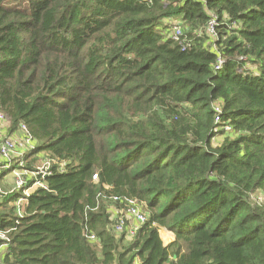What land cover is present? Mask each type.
Instances as JSON below:
<instances>
[{
  "label": "trees",
  "instance_id": "obj_1",
  "mask_svg": "<svg viewBox=\"0 0 264 264\" xmlns=\"http://www.w3.org/2000/svg\"><path fill=\"white\" fill-rule=\"evenodd\" d=\"M0 113L1 264H264V0H0Z\"/></svg>",
  "mask_w": 264,
  "mask_h": 264
},
{
  "label": "built area",
  "instance_id": "obj_2",
  "mask_svg": "<svg viewBox=\"0 0 264 264\" xmlns=\"http://www.w3.org/2000/svg\"><path fill=\"white\" fill-rule=\"evenodd\" d=\"M215 22L216 21L214 20V18H212L208 24L207 34L211 38L216 37V33L214 30ZM180 34H181V26H179V24L172 26V30L170 33L171 39L173 41L177 42ZM214 110L217 114L215 117V122L219 123L220 109L218 106H215ZM7 121L8 120H7L6 116L4 114L0 113V123L4 124ZM221 129L225 135L231 133V128L228 125H224ZM19 130L22 132V134L24 136V141L26 143L27 152L31 151L33 149V144H31V140L27 136L26 128L24 126H21V128ZM13 141L14 140L11 138H7V139H4L3 141H0V160L2 162L8 163V162H10L11 159L18 157V156H22L21 154L19 155L17 153V149L14 146ZM15 172H17V173H15ZM39 172H40V174H42L44 176L49 174L48 173L49 172L48 171V165L45 164V166L43 168L39 169ZM11 174L17 179V182H16L17 189L22 186V181H21L22 175H29L30 177H35L36 175H39L37 172L28 173L25 170L23 171V170H19V169L14 170ZM96 180H97V176L94 175L92 177V181H96ZM35 186L45 187L44 184L41 182H36L34 187ZM26 194H27V192H26ZM114 200H117V199L115 198ZM255 200L260 202L262 199H261V197H256ZM20 201L21 200H19L18 203H20ZM125 215L127 216V218L131 219V224H132V226L130 228H128L125 232H126L127 236L134 237L136 232L140 228V226L146 222L147 216L144 212H142L138 208V206L136 205V203L134 201H126ZM112 222H113V220H112ZM111 227H112L111 229L113 232H115L117 234L123 233L124 229H125V219L124 220L118 219L117 221H115V223H112ZM89 239L91 241L95 240L93 236H90ZM1 262H2V256L0 254V264H1ZM134 264H139V259H136Z\"/></svg>",
  "mask_w": 264,
  "mask_h": 264
},
{
  "label": "rangeland",
  "instance_id": "obj_3",
  "mask_svg": "<svg viewBox=\"0 0 264 264\" xmlns=\"http://www.w3.org/2000/svg\"><path fill=\"white\" fill-rule=\"evenodd\" d=\"M9 129H10V126H9V123L8 121L5 122L4 124H1L0 123V141H3L4 139H7V138H11L13 139V144L14 146L16 147L17 149V153L20 155L22 154H26L28 153L27 152V147H26V143L24 141V136L22 134V132L20 130H17L16 132L19 131V133H14L13 134H9ZM7 137V138H6ZM222 138L220 137H217L213 140V143H219L221 141ZM23 151V152H22ZM30 152V151H29ZM16 153V154H17ZM28 164H30L32 166V168H34L35 170H39L41 168H43L46 164L45 162V158L44 156H41V155H34L32 156L28 161H27ZM17 173V172H15ZM12 175V174H11ZM6 177H8V179L13 178V175L12 176H9L7 175ZM5 187L9 190H14L16 189V185L14 184H4ZM255 195V196H254ZM253 197H252V200H255L256 197H261L260 193L259 192H256V194H254ZM262 199V197H261ZM18 204V203H16ZM125 211H126V208H122V207H116V209H111L110 210V213H111V220H113V223H115V221H117L118 219H122L124 220L125 219V229H124V232L130 228L132 226L131 224V219L127 218V216L125 215ZM162 229H160L159 231H161ZM165 231V230H164ZM115 233V232H114ZM117 236H120L121 234H117L115 233ZM164 237V236H163ZM128 240V239H127Z\"/></svg>",
  "mask_w": 264,
  "mask_h": 264
},
{
  "label": "crops",
  "instance_id": "obj_4",
  "mask_svg": "<svg viewBox=\"0 0 264 264\" xmlns=\"http://www.w3.org/2000/svg\"><path fill=\"white\" fill-rule=\"evenodd\" d=\"M14 133H19V131L18 132H14ZM14 133H12L13 135H14ZM23 152V151H22ZM21 154V153H20ZM25 154V153H24ZM23 155V154H22ZM30 159V158H29ZM9 176H12L11 174L9 175ZM14 178V177H13ZM13 178H11L10 177V179H8V177H5L4 178V181H3V184H13ZM165 229H163L162 228V230L161 231H159V234H160V237H161V240H162V242L164 243V244H168V243H170V242H172L173 240H174V235L171 233V232H169V231H167V230H165ZM164 236V237H163ZM5 249H6V246H2L1 248H0V254H1V256H2V254L4 253V251H5Z\"/></svg>",
  "mask_w": 264,
  "mask_h": 264
}]
</instances>
